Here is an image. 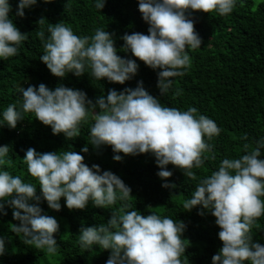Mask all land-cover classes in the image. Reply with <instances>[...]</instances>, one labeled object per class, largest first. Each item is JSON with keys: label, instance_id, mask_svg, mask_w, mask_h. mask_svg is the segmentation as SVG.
Returning a JSON list of instances; mask_svg holds the SVG:
<instances>
[{"label": "clouds", "instance_id": "obj_1", "mask_svg": "<svg viewBox=\"0 0 264 264\" xmlns=\"http://www.w3.org/2000/svg\"><path fill=\"white\" fill-rule=\"evenodd\" d=\"M37 2L18 0L16 16L24 17L25 9ZM94 3L97 10L105 6V0ZM238 3L243 0H138L142 19L149 25L148 34L124 33L121 49L156 71L162 96L173 88V78L182 77L190 68L189 50L201 47L202 38L189 18L192 12L227 16ZM11 7L10 0H0V60L18 55L28 38L10 18ZM47 33H36L43 44L39 59L61 80L69 73L76 77L87 73L97 81L106 79L123 85L138 74L140 65L131 57L117 54L114 34L104 28H96L91 36H78L70 25L59 21L48 23ZM18 91L22 100L0 111V126L15 129L26 115L33 114L51 127L53 135L63 133L66 139H74L91 118L89 143L96 147L110 145L115 161L123 160L120 153L152 155L164 188L176 187L167 179L173 175L169 164L196 179L193 169L202 167L207 158L203 154L212 149L208 141L221 132L213 119L198 114L195 107L182 111L163 105L145 89L142 80L134 88L109 89L106 96L101 94L95 101L83 90L62 83L54 89L40 83ZM180 92L179 88L175 90L176 95ZM244 149L245 154L224 158L218 170L200 179L183 203L187 211L199 206V215L210 213L215 217L222 247L212 256L211 264H264V244L254 241L250 234L257 218L264 215V139L250 151L248 144ZM88 151L87 145L81 149L83 153ZM9 152V145L0 146V214L7 215L6 205L11 207L13 219L18 221L13 231L22 234L24 244L49 256L58 253L54 234L60 224L54 216L43 213L42 201L56 211L62 208V197L70 210H83L89 202L107 209L120 201V212H113L106 223L80 227L79 246L110 250L106 264H183L185 223L155 212L142 215L128 203L132 189L120 176L102 171L98 164L89 167L84 156L72 150L38 152L29 147L22 160L38 181L37 194V184L6 170L5 166L12 164ZM6 251V239L0 237V256Z\"/></svg>", "mask_w": 264, "mask_h": 264}, {"label": "trees", "instance_id": "obj_2", "mask_svg": "<svg viewBox=\"0 0 264 264\" xmlns=\"http://www.w3.org/2000/svg\"><path fill=\"white\" fill-rule=\"evenodd\" d=\"M10 4V18L22 33H27L28 38L18 55L0 60V111L10 103L21 101L22 94L18 89L29 85L44 83L54 89L62 83L83 90L89 99L95 101L101 94L106 96L109 89L134 88L137 81L142 80L145 89L159 98L163 105L182 111L195 107L198 114L213 119L221 132L208 141L212 149L203 154L207 158L202 167L193 169L196 179L186 177L181 169L169 164L168 169L173 175L167 179L176 187L164 188L152 155L120 153L123 160L115 161L110 145L96 147L89 143L91 118L81 126L80 136L66 139L63 133L53 135L50 126L28 114L15 129L0 126V146L9 145L12 161L11 165L5 166L6 170L21 176L25 182L37 184V194H40L38 181L28 173L22 160L25 151L32 147L38 152H78L89 167L98 164L102 171L110 170L120 176L132 189L133 197L128 203L142 215L155 212L185 223L182 238L187 239V247L185 256L181 257L183 264H211L212 256L222 247L215 217L210 213L199 215V206L187 211L183 203L190 198L199 180L218 170L224 158H239L245 154V144L249 145L250 151L258 140L264 139V0H243L227 16L193 11L189 18L194 20V28L202 38L201 47L189 50L190 68L182 77L173 78V88L162 96L157 88L156 71L130 51L121 49L124 41L120 37L124 33L148 34L149 25L142 19L138 0H105L101 10L95 8L94 0H50L47 3L38 0L37 5L25 9L24 17L15 14L18 0H10ZM59 21L70 25L78 36H91L96 28L113 33L117 54L135 59L140 65L138 74L123 85L106 79L97 81L87 73L81 77L69 73L63 80L52 75L39 59L43 54V44L36 33L44 30L47 36L48 23ZM177 88L181 90L179 95L175 94ZM85 145L89 148L87 153L81 152ZM121 203L117 201L104 209L89 202L83 210H70L64 206L62 197V208L56 211L42 201L43 213L54 216L60 224L59 232L54 234L59 244L58 253L54 256L24 244L22 234L13 231V225L18 221L13 219L11 207L6 205L7 215L0 214V237H5L7 251L0 256V264H106L110 250L95 245L88 250L81 248L79 229L82 225L106 223L113 212H120ZM250 234L254 241L264 244V215L257 218Z\"/></svg>", "mask_w": 264, "mask_h": 264}]
</instances>
